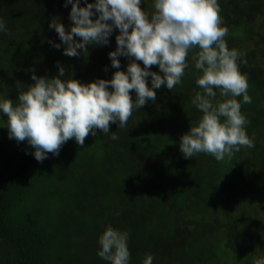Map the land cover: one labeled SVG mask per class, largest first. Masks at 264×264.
Returning <instances> with one entry per match:
<instances>
[{"label":"trees","instance_id":"1","mask_svg":"<svg viewBox=\"0 0 264 264\" xmlns=\"http://www.w3.org/2000/svg\"><path fill=\"white\" fill-rule=\"evenodd\" d=\"M218 3L227 46L242 53L237 63L252 102L236 99L254 148L223 161L204 153L184 158L180 137L202 115L191 103L202 91L193 53L181 83L156 90L155 102L134 110L126 127L97 130L83 148L73 138L43 162L27 141L9 139L0 112V264H109L97 254L108 226L128 233L129 264H143L147 254L153 264H253L264 256V0ZM70 10L65 0H0L7 29L0 32V98L15 103L18 87L34 83L33 69L51 78L57 62L81 83L112 78L108 53L118 30L108 45L68 57L49 23L59 19L70 30ZM118 59L126 71L128 59Z\"/></svg>","mask_w":264,"mask_h":264},{"label":"clouds","instance_id":"2","mask_svg":"<svg viewBox=\"0 0 264 264\" xmlns=\"http://www.w3.org/2000/svg\"><path fill=\"white\" fill-rule=\"evenodd\" d=\"M68 4L70 30L66 31L59 19L52 18L49 23L65 45L63 54L87 55L88 46L108 45L111 34L118 30L116 49L108 53L111 66L117 70L110 80L81 83L72 74L66 75L57 62L58 74L51 78L38 77L33 69L34 83L26 89L18 87L15 103L0 98L9 139L27 141L38 162H43L49 153L58 156L62 146L73 138L83 148L86 138L95 137L97 130L107 134L110 124L126 127L134 110L149 100L155 102L156 90L166 86L172 91L181 83L190 53L200 73L196 84L202 89L191 103L202 115L180 137L184 158L204 153L223 161L241 148H254V140L245 128L249 121L236 99L252 102L247 78L237 63L242 53L227 46L228 29L223 26L218 0H153L151 14L141 7L142 0H84L83 7L80 0H65V6ZM6 31L0 20V32ZM49 43L57 49L61 47L51 40ZM121 56L129 61L126 71L120 70ZM153 66H158L159 71H152ZM110 138L116 140L118 136L113 132ZM127 242L126 231L108 226L98 238L97 254L109 264H129ZM143 264H153V256L147 254ZM253 264H264V256L254 257Z\"/></svg>","mask_w":264,"mask_h":264},{"label":"rangeland","instance_id":"3","mask_svg":"<svg viewBox=\"0 0 264 264\" xmlns=\"http://www.w3.org/2000/svg\"><path fill=\"white\" fill-rule=\"evenodd\" d=\"M152 4H153V1H151V0H142L141 7L144 9V11L151 14V12L153 11ZM144 5L147 6V9L144 8ZM1 47L6 50L8 48V45L5 42H3V43H1ZM228 252H229V254H227V259H228V261H232L234 253L232 251H228Z\"/></svg>","mask_w":264,"mask_h":264}]
</instances>
